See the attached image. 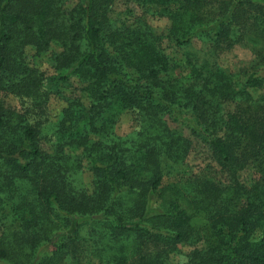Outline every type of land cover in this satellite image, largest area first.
<instances>
[{
    "label": "trees",
    "instance_id": "obj_1",
    "mask_svg": "<svg viewBox=\"0 0 264 264\" xmlns=\"http://www.w3.org/2000/svg\"><path fill=\"white\" fill-rule=\"evenodd\" d=\"M117 1L0 0V264H168L179 245L193 248L181 264H264V0ZM53 44L46 77L25 49ZM236 44L256 59L244 81L218 63ZM72 80L87 107L52 86ZM124 112L136 128L118 137ZM194 140L214 165L164 183ZM83 160L91 193L73 180Z\"/></svg>",
    "mask_w": 264,
    "mask_h": 264
},
{
    "label": "rangeland",
    "instance_id": "obj_2",
    "mask_svg": "<svg viewBox=\"0 0 264 264\" xmlns=\"http://www.w3.org/2000/svg\"><path fill=\"white\" fill-rule=\"evenodd\" d=\"M124 1L127 0H118L114 6V11L124 13L125 7L127 5L124 3ZM136 15H140V12L136 11ZM125 16L127 19H131L127 15H121V18H126ZM146 21L151 25L152 30L157 35L164 37L167 35L169 27V21L167 19L146 16ZM193 46L196 49H200L206 46V44L202 43L201 41L194 40ZM163 48L169 57L175 58L177 60L181 59L178 50L170 41L164 39ZM60 50V46L53 44L49 52L37 55L33 47H27L25 49V57L30 66L35 67L39 71L43 72L46 77H52L56 75V72L52 66L51 56L54 53L60 52ZM255 60L256 59L250 50L240 44L232 46L218 57V63L222 68L231 72L241 73L240 79L243 81L246 79L243 71L245 69H249L254 64ZM52 86L54 89H59L62 91L65 97L77 98L81 101V103H83L85 107L88 106L86 95L80 91V86L77 85L75 81L72 80L69 86H63L61 84H55ZM3 100L6 105L15 109H19V104L13 96L4 95ZM65 107L66 104L63 100H60L55 94H50L47 105L49 120L51 122L58 121L62 117V110ZM169 126L173 130H176L183 135H188L187 129L182 124L169 123ZM135 128L136 125L132 114L129 112H124L118 118L114 133L118 137H125L131 134ZM44 147L47 149L46 146ZM74 154H77V151L74 152ZM82 165V168L73 174V180L76 181L77 187L79 189L84 190L87 193H91L93 179L92 173L89 171L86 160H83ZM209 165L213 166L214 163L210 159L206 146L201 141L194 140L193 148L186 157L185 161L181 165L164 170V183H184L186 182V179L190 178L199 169H203ZM253 177H255V175L250 167L239 172V178L244 182L251 181ZM179 248L180 253L178 255L172 254L168 264H181L185 260L184 255L193 249L187 245H179Z\"/></svg>",
    "mask_w": 264,
    "mask_h": 264
}]
</instances>
